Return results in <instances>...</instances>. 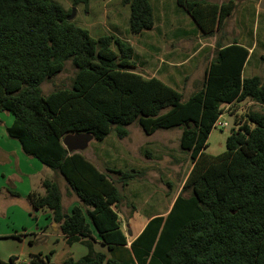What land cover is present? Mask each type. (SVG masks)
Instances as JSON below:
<instances>
[{
  "label": "trees",
  "instance_id": "obj_1",
  "mask_svg": "<svg viewBox=\"0 0 264 264\" xmlns=\"http://www.w3.org/2000/svg\"><path fill=\"white\" fill-rule=\"evenodd\" d=\"M90 1L72 5L87 10ZM175 1L204 35L218 39L236 9V0ZM122 4L131 10V34L154 28L151 0ZM70 19L53 0H0V112L14 117L7 134L60 175L79 199L66 213L59 183L48 179L44 195H28L34 211H49L69 246L87 247L85 256L63 264H264V80L243 78L249 49L238 41L227 46L217 41L201 89L184 101L162 80L135 71L129 42L115 34L93 38ZM67 61L76 69L71 87L44 95L41 86L61 74ZM248 101L261 110L236 119L238 129L230 131L223 154H207L224 107ZM134 123L147 135L180 128V148L190 154L192 168L167 216L151 219L126 249L119 185L143 173L102 172L82 152L69 153L62 141L81 133L104 141L113 127L124 139ZM94 233L113 257L95 250ZM51 254L18 264H53Z\"/></svg>",
  "mask_w": 264,
  "mask_h": 264
},
{
  "label": "rangeland",
  "instance_id": "obj_2",
  "mask_svg": "<svg viewBox=\"0 0 264 264\" xmlns=\"http://www.w3.org/2000/svg\"><path fill=\"white\" fill-rule=\"evenodd\" d=\"M53 1L60 4L65 11L70 12V20L77 26L88 30L93 38L97 39L104 35L117 34L115 31L120 36L125 37L126 32L129 31L127 17L130 18L131 10L129 6L122 4V0H91L87 10L84 5L74 7L72 0ZM209 1L219 3L222 0ZM260 1L236 0V9L225 22L219 36L220 34L222 36L227 35L230 38L251 42L254 33L257 37V48L251 61L255 67L253 73H251V68H248L246 76H260L264 80V11L261 10L257 13L255 7ZM179 9L183 10L182 8ZM116 16H119L117 18L119 29L113 27ZM183 17L184 19L179 23V27L187 31L185 39H187L186 45L188 46L197 41V33H192L196 26L186 12ZM201 37L208 39L211 36H206L201 32ZM138 41L135 38V48L138 49L135 58V71L146 78H152L153 74L158 76L156 78L160 80H162V77L168 78L171 73V66L162 65L160 61L155 59L147 61L143 56L144 52L140 51L141 48L136 45ZM142 42H145L144 36H142ZM188 49L185 46L183 53L180 54L183 58L180 59L182 65L178 68L179 72L187 78L185 81L182 80L178 87H173L183 94L184 101L200 90L203 83V74L196 68L198 58H190ZM75 74L76 69L71 61H67L61 74L46 81L41 86L43 94L48 95L60 88H70ZM260 110L261 106L251 101L232 107L225 106L221 122L226 123V126L222 127L218 123L215 125L209 136V145L205 152L218 156L227 150V139L230 135L227 130L229 117H232L233 120L232 127L238 129L236 121L244 113ZM128 129L130 131L128 138L121 139L113 127L104 141L93 140L89 144L88 150H84L83 154H91L94 151L100 163L110 166V169H135L143 173L142 176L136 178L128 186L122 187L119 185L121 194L124 197L120 206L121 224L124 233L132 238L133 235H130L132 231L137 232L151 214L164 216L163 214L167 212L168 207L179 195L192 168V161L190 154L180 148L182 133L180 128L159 130L153 135L144 133L138 123L132 124ZM147 152L150 154L149 156H147ZM2 170L3 163L0 161V172ZM189 195L190 193L184 194L185 197ZM18 200L15 203L7 204L3 198H0V236L22 231L24 226L36 230V218L39 215H36L34 210L30 211L32 216L28 215L29 212L26 214V211L21 210H25V207ZM22 201L25 204V201ZM40 218L44 224L45 217L40 216ZM129 225L132 227H129ZM19 240L0 238V258H4L8 262L9 255L16 254L21 259H25L22 251L23 245ZM77 247L83 249L81 246ZM107 251L108 256L113 257V253Z\"/></svg>",
  "mask_w": 264,
  "mask_h": 264
},
{
  "label": "crops",
  "instance_id": "obj_3",
  "mask_svg": "<svg viewBox=\"0 0 264 264\" xmlns=\"http://www.w3.org/2000/svg\"><path fill=\"white\" fill-rule=\"evenodd\" d=\"M260 2H258L257 6H255L257 13L261 11L259 7ZM151 3L154 8L155 16V26L152 30L145 31L141 35H133L130 31H127L125 37L120 36V34L115 31V33H117L115 35L119 36L123 40H126L133 46L136 57L138 49L135 48V38L139 40L136 45L141 48L140 51L144 52L143 56L147 61L155 59L160 61V64L162 65L167 64L168 66H171V73L169 77L161 78L165 83L172 85L171 87H178L182 80L185 81L187 78L178 70V68L182 65L180 59L183 58L180 54L183 53L185 46L186 48H189L188 54L190 55V58H198L196 68L201 71L204 80L206 68L214 57L217 41L223 46H227L234 41H238L240 45L248 48L250 54L243 70V78H248L246 76V70L248 68H251V73L254 72L255 65L251 61L257 48V37H255L256 35H254V33L251 42L243 41L242 39L238 40L230 38L227 35L221 36L219 39L216 36L207 39L201 37V31L199 28L195 27L196 29H193L192 33H197V41H195L192 45L187 46V39H185V37H187V31L179 27V23L184 19L183 16L185 12L179 9L180 7L176 4V1L151 0ZM252 7L254 8V6ZM118 17L119 16H116L115 18L113 24L114 29H119L117 20ZM127 22L129 26L128 17ZM142 36L145 37V42H142ZM152 77L158 76L153 74ZM13 122L14 117L11 113L0 112V161L3 163V170L0 172V180L2 183V187L0 188V198H3L4 202H7V204L15 203L16 200L20 199L18 201L22 202V205L25 207V210H21L26 211V214L29 212L28 215L32 216L30 211L33 210V208L28 200V195L33 192L44 195L45 189L42 186L43 181L47 179L54 180L59 183L61 188L63 208L66 213H69L74 205L79 204L78 197L69 188L65 180L60 175L43 165L39 160L25 154L21 144L17 140L11 139L8 136L7 128L11 126ZM88 148L89 146L86 150H88ZM84 156L90 162L95 164L102 172H106L111 168L110 166L101 164L94 151L93 153H89ZM22 200L25 201V204ZM173 203L168 207V210L165 214H163V217H166L170 212ZM36 215H39V217L36 218V230H31L29 227L24 226L22 231L0 236V238L19 240L20 238H16V236L22 235V239L19 241H21L23 245L22 251L25 259H21L20 256H16V254L9 255L10 258H17V264L27 263L32 255L42 254V256L45 257L51 253V263L63 264L64 260L68 257H73L77 260L88 253L87 247L81 243H74L71 246L67 244L66 238L61 233L59 226L56 225L55 227L53 220L48 218L50 216L48 210H42L39 212L36 211ZM40 216L45 217L44 224L42 223ZM157 216H160V214H151L137 232L134 233L132 231L130 234L133 235L132 238H129L127 234H125L128 239V244L125 246L126 249H130L131 243L134 239L143 232L148 222ZM129 227L132 226L129 225ZM94 238L95 250L108 255V248L101 244L96 233H94ZM77 246H81L83 249H78ZM0 262H6V260L4 258H0Z\"/></svg>",
  "mask_w": 264,
  "mask_h": 264
},
{
  "label": "water",
  "instance_id": "obj_4",
  "mask_svg": "<svg viewBox=\"0 0 264 264\" xmlns=\"http://www.w3.org/2000/svg\"><path fill=\"white\" fill-rule=\"evenodd\" d=\"M259 7L264 11V0H261ZM233 120L232 117L228 119L227 130L230 132L232 130ZM94 140L93 136L89 133L81 134H69L63 138V145L68 150L69 153L82 152L87 149L89 144ZM39 212V211H37ZM56 223L54 226L56 227Z\"/></svg>",
  "mask_w": 264,
  "mask_h": 264
},
{
  "label": "built area",
  "instance_id": "obj_5",
  "mask_svg": "<svg viewBox=\"0 0 264 264\" xmlns=\"http://www.w3.org/2000/svg\"><path fill=\"white\" fill-rule=\"evenodd\" d=\"M223 116H224V115L222 114V115L220 116L218 122H217L218 125H220V126H222V127L226 126V123H222V122H221V119L223 118ZM217 123H216V124H217Z\"/></svg>",
  "mask_w": 264,
  "mask_h": 264
}]
</instances>
